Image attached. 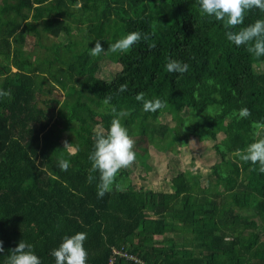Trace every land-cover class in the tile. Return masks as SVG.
Listing matches in <instances>:
<instances>
[{"label": "trees", "instance_id": "trees-1", "mask_svg": "<svg viewBox=\"0 0 264 264\" xmlns=\"http://www.w3.org/2000/svg\"><path fill=\"white\" fill-rule=\"evenodd\" d=\"M258 18L264 12L251 9L244 25ZM75 27L82 34L70 39ZM132 31L149 38L127 53L107 51ZM224 32L195 0H0V91L10 93L0 96V261L23 239L44 264H54L50 250L65 234L83 231L87 264H108L112 249L152 264H264V173L237 154L264 124V57L231 44ZM41 33L68 40L38 62L24 46L27 35ZM96 40L105 52L93 57ZM170 58L188 70L169 73ZM109 62L116 69H106ZM121 84L126 91H118ZM55 85L64 98L40 100ZM138 93L166 106L145 112ZM111 106L129 113L121 122L142 149L134 144L132 165L138 161L144 171L149 145L159 150L156 137L174 130L147 119L166 112L179 124L186 119L197 137L215 141L221 133L213 144L220 159L205 175L178 171L168 190L138 185L128 166L97 198L95 181H87L88 154L95 132L112 119ZM241 107L247 118H237ZM176 140L173 133L165 147ZM60 160L68 161L66 171ZM113 264L134 263L115 254Z\"/></svg>", "mask_w": 264, "mask_h": 264}, {"label": "clouds", "instance_id": "clouds-1", "mask_svg": "<svg viewBox=\"0 0 264 264\" xmlns=\"http://www.w3.org/2000/svg\"><path fill=\"white\" fill-rule=\"evenodd\" d=\"M201 15L214 17L220 21L225 29L226 39L236 47L244 46L245 50L255 58L264 57V18H258L254 22L244 25L246 13L251 9H259L264 12V0H195ZM243 25V26H242ZM237 26H241L237 29ZM148 35H141L138 31H132L116 39L109 44L107 51L113 54L127 53L131 47L141 41H147ZM154 48L155 44H150ZM105 52L100 40H96L89 49V55L96 57ZM189 65L177 59H168L165 68L169 73L183 74ZM127 89L126 84H121L119 92ZM0 96H10L7 91H0ZM111 97L104 100L109 105ZM135 99L142 104L145 112H155L166 105L160 98L145 99L143 93H138ZM112 119L108 127L103 131H97L93 137L92 150L88 154L90 167L87 181H95L97 198H103L105 193L111 192L117 173L130 166L135 158L134 139L129 135L128 129L122 124L121 118L129 113L124 109L110 107ZM250 115L247 107H241L236 116L238 119L247 118ZM239 159L258 165L260 173H264V124H257L252 134V140L242 151L238 153ZM58 166L66 171L69 163L60 160ZM86 233L77 231L65 234L58 246L50 250V256L54 264H87V250L84 247ZM3 241H0V253H4ZM0 264H41V258L33 250V245L21 239L14 248L8 250V254Z\"/></svg>", "mask_w": 264, "mask_h": 264}, {"label": "rangeland", "instance_id": "rangeland-1", "mask_svg": "<svg viewBox=\"0 0 264 264\" xmlns=\"http://www.w3.org/2000/svg\"><path fill=\"white\" fill-rule=\"evenodd\" d=\"M77 6L78 4H76V6L73 8L75 9ZM77 26H81V24L78 23ZM72 33L73 37L70 39H76V37H80L79 35H76V33L82 34L81 31L77 32L76 27L72 30ZM67 40L68 37L63 35L60 37L47 36L43 33H41L39 37L27 35L24 48L27 52H31L35 57H37V61L40 62V59H43L50 54L51 46L59 44L60 42L65 43ZM103 64L104 67L109 71H113L117 67L116 64L111 62ZM108 79H110V77H108ZM48 92L44 91L42 95L39 96L40 100H47L52 97L58 100H62L64 98V90L59 85H55V89H52ZM39 105L50 111V103H44L40 101ZM147 120L154 126L161 122L167 123L169 126L174 128V130L169 131L165 138L156 137L159 150L149 145V155L147 161L150 168L148 170L144 171L143 167H141L138 161H136L135 165L131 164L129 166V177L138 185L145 184L147 186L159 188L160 190H168L171 177L178 171L187 169L193 171L197 170L201 174L205 175L208 173L211 165L220 159L218 154L213 149V144L222 138L223 135L221 133L217 134V139L215 141L205 139L203 136L197 137L192 132V127L186 119L183 118L182 122L179 124L176 119L171 118L167 112L155 120L150 118ZM173 133L177 135V140L172 141V143L166 148L165 143L167 140L172 139ZM133 139L135 141L136 152L141 151L142 149L137 147L141 139L137 136L133 137ZM165 148L166 150L164 151L163 149ZM226 159L227 162L234 160L232 153H228ZM223 167L226 170L227 163H225ZM156 238L159 240L162 238V236H156ZM38 256L41 258V264H44V259L41 257V255Z\"/></svg>", "mask_w": 264, "mask_h": 264}, {"label": "built area", "instance_id": "built-area-1", "mask_svg": "<svg viewBox=\"0 0 264 264\" xmlns=\"http://www.w3.org/2000/svg\"><path fill=\"white\" fill-rule=\"evenodd\" d=\"M115 254H119L123 256L124 258L131 260L134 264H152L132 253H129L127 251L116 250V249H112V254H111V257L109 258L108 264H113V259L115 257Z\"/></svg>", "mask_w": 264, "mask_h": 264}]
</instances>
